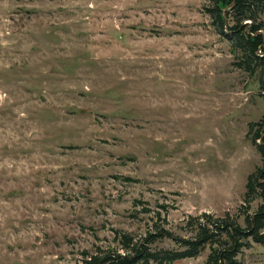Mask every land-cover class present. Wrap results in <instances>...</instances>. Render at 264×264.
Returning <instances> with one entry per match:
<instances>
[{
  "label": "rangeland",
  "instance_id": "374dc122",
  "mask_svg": "<svg viewBox=\"0 0 264 264\" xmlns=\"http://www.w3.org/2000/svg\"><path fill=\"white\" fill-rule=\"evenodd\" d=\"M217 2L0 0V264H82L159 230L148 249L180 253L203 216L247 230L263 64ZM244 25L264 36V5ZM245 243L237 264H264Z\"/></svg>",
  "mask_w": 264,
  "mask_h": 264
},
{
  "label": "trees",
  "instance_id": "16d2710c",
  "mask_svg": "<svg viewBox=\"0 0 264 264\" xmlns=\"http://www.w3.org/2000/svg\"><path fill=\"white\" fill-rule=\"evenodd\" d=\"M217 4L228 8L233 6V11L238 18L242 20L230 29L232 36L237 40V47L243 51V55L247 60H258L263 64L262 84L264 86V36L259 32L261 26L254 25L249 28L244 25L245 21L251 23L255 21V11L264 5V0H218ZM217 12V22L224 35L223 30L226 28V16L220 10ZM262 56V57H261ZM250 63L247 68L250 69ZM256 128V130H255ZM254 132V142L258 151L263 157L264 163V147L257 145V142L263 143L264 146V119L257 125L251 126L250 133ZM257 175L249 177L248 189L253 191L254 186L262 191L264 197V167L257 171ZM197 230V237L193 241L175 239L177 245L186 248L180 253L160 252L153 253L148 249V245L153 243L157 238H168L171 235L165 231L159 230L156 235L148 234L141 244H135L132 239L126 237L121 243L123 254H98L90 256L85 254L82 264H173L185 259L196 258L199 253L206 248L211 250L208 262L206 264H237L236 257L241 250L247 247L245 241L252 238L253 242L264 246V238L260 234L264 230V205L258 214L247 219V230H241L230 219H213L203 216L202 219H191ZM193 226V227H194ZM156 238H153L155 237ZM225 238V239H223Z\"/></svg>",
  "mask_w": 264,
  "mask_h": 264
}]
</instances>
